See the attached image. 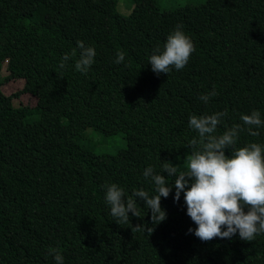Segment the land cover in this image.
Listing matches in <instances>:
<instances>
[{
	"label": "trees",
	"instance_id": "obj_1",
	"mask_svg": "<svg viewBox=\"0 0 264 264\" xmlns=\"http://www.w3.org/2000/svg\"><path fill=\"white\" fill-rule=\"evenodd\" d=\"M0 0V67L23 79L22 90L0 91V264H264V234L244 241L203 242L188 229L183 193L161 197L167 218L155 225L137 200L142 218L119 225L106 202V185L126 197L155 185L143 176L162 164L183 169L198 133L191 115L227 111L217 134L240 124L237 147L264 145V127L252 137L240 120L264 119V0H206L161 10L157 0ZM182 25L195 45L183 69L157 75L148 59ZM77 41L96 50L87 74L75 59L59 67ZM79 51V49H78ZM118 51L125 61L116 64ZM215 90L208 103L200 97ZM20 93L34 107L16 105ZM87 126L122 130L126 146L96 153L80 138ZM256 130V129H254ZM171 183V179L169 181ZM153 228L152 233L146 229Z\"/></svg>",
	"mask_w": 264,
	"mask_h": 264
},
{
	"label": "clouds",
	"instance_id": "obj_2",
	"mask_svg": "<svg viewBox=\"0 0 264 264\" xmlns=\"http://www.w3.org/2000/svg\"><path fill=\"white\" fill-rule=\"evenodd\" d=\"M182 25L167 36L163 49L157 47L148 59L154 73L168 74L171 68L183 69L188 63L195 45L182 30ZM79 49V51H78ZM96 50L77 41V48L65 53L59 67L65 68L70 59H75V69L87 74L94 64ZM125 61V53L118 51L114 63ZM218 93L213 90L200 99L208 103L210 97ZM227 111L210 115H191L189 127L198 133L188 147L183 169L173 163H163L162 173H156L152 166L143 171L145 179L155 185V195L143 188L134 190L126 197L122 187L115 183L106 185V202L111 206V215L119 225L130 224L131 216L142 218L137 200L151 213L152 224H159L167 218L161 206V197L167 198L175 189L174 202H179L181 193L186 205V214L196 225L189 228L203 242L215 238L231 239L237 233L244 241H253L264 234V145L256 142L237 147L240 124L226 128L217 134ZM240 120L247 126L252 137H258V129L264 127V119L259 111L242 114ZM256 129V130H254ZM171 179V183L169 182ZM140 224L132 226V232L139 230ZM150 232L153 228L146 229ZM48 255L54 257L55 264H64V257L56 248H49Z\"/></svg>",
	"mask_w": 264,
	"mask_h": 264
},
{
	"label": "rangeland",
	"instance_id": "obj_3",
	"mask_svg": "<svg viewBox=\"0 0 264 264\" xmlns=\"http://www.w3.org/2000/svg\"><path fill=\"white\" fill-rule=\"evenodd\" d=\"M203 2H206V0H157L158 7L161 10L173 9L186 3L200 4ZM132 7L133 4L130 0H119L117 3L118 11L125 15L131 11ZM8 73L6 61H4L2 67H0V91L7 95L22 90L25 84L23 79L9 78ZM37 102V98L29 93H20L19 96L14 98L16 105L34 107ZM80 142L96 153H114L126 146V137L122 130L106 132L93 126H87L83 131Z\"/></svg>",
	"mask_w": 264,
	"mask_h": 264
}]
</instances>
